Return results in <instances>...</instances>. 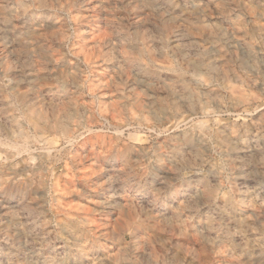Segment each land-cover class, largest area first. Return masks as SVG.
Instances as JSON below:
<instances>
[{
  "label": "rangeland",
  "instance_id": "rangeland-1",
  "mask_svg": "<svg viewBox=\"0 0 264 264\" xmlns=\"http://www.w3.org/2000/svg\"><path fill=\"white\" fill-rule=\"evenodd\" d=\"M0 264H264V0H0Z\"/></svg>",
  "mask_w": 264,
  "mask_h": 264
},
{
  "label": "bare ground",
  "instance_id": "bare-ground-1",
  "mask_svg": "<svg viewBox=\"0 0 264 264\" xmlns=\"http://www.w3.org/2000/svg\"><path fill=\"white\" fill-rule=\"evenodd\" d=\"M172 5V4H171ZM134 63V62H133ZM135 64H138V63H135ZM201 65H202V61H198L197 63L193 64V68L196 72H198L201 68ZM140 67V66H139ZM174 68V67H173ZM141 69V68H140ZM64 121V120H63ZM65 122V121H64ZM57 125V124H56ZM190 141V140H189ZM207 190V188H206ZM211 193V192H210ZM250 257V256H249ZM248 257V258H249Z\"/></svg>",
  "mask_w": 264,
  "mask_h": 264
}]
</instances>
